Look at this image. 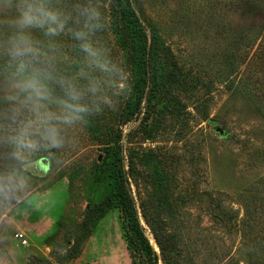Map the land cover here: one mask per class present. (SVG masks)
I'll return each mask as SVG.
<instances>
[{"label":"rangeland","instance_id":"374dc122","mask_svg":"<svg viewBox=\"0 0 264 264\" xmlns=\"http://www.w3.org/2000/svg\"><path fill=\"white\" fill-rule=\"evenodd\" d=\"M93 1L99 19L85 23L83 33L96 56L68 38L70 0H47L62 30L35 29L31 36L49 67L69 73L90 100L96 82L117 72L128 91L112 110L85 104L92 110L60 125L63 143L55 147L39 135L19 143L33 115L10 114L15 137L0 130L2 181L12 191L10 204L0 206V264H131L117 208L87 221L90 206L114 190L119 163L155 250V233L172 232L184 244L185 264H264V61L250 47L231 68L226 59L237 31L264 34V0H136L148 38L154 32V48L163 53L165 82L154 97L145 88L141 99L137 68L113 29L112 3ZM178 70L185 78L170 81ZM4 83L0 77V88ZM136 98V114L123 124L120 110ZM51 100L54 111L63 103ZM85 223L89 234L81 239Z\"/></svg>","mask_w":264,"mask_h":264},{"label":"trees","instance_id":"16d2710c","mask_svg":"<svg viewBox=\"0 0 264 264\" xmlns=\"http://www.w3.org/2000/svg\"><path fill=\"white\" fill-rule=\"evenodd\" d=\"M110 1L114 13V32L118 35L122 47L125 50L126 60L132 63L133 67L137 68V71L134 72V91L138 94V97L141 96V99L146 88L148 96L154 97L160 86L165 83L163 82L164 74L160 67L162 65L161 58L163 53L158 51V47L154 48V43L156 42L154 32H151V36L148 38L147 31L136 9V0ZM70 2L73 4L74 13L68 19H64L68 29V38L83 51L85 36H80L78 33H83V25L91 20L89 12L86 10H93L95 1L70 0ZM262 32L261 29L253 32L249 27L241 29L234 34L226 53L228 68L233 66L234 59L238 56L239 51L247 47L253 48L254 51L257 50L259 53L258 59L264 61V34ZM148 40L150 41L151 47L148 45ZM2 62L3 60L0 58V64H2ZM41 66L45 67L50 73L48 85L51 95L56 96L63 103L86 104L93 109L92 100H90L89 95L85 97L82 90L76 88L72 85V82L68 81L71 78L68 72V74L63 75L62 72L50 68L48 62L44 60L43 57L41 58ZM181 75L185 78V74L182 73L181 70H178L171 79L169 76L167 77L171 81L172 78H179ZM177 78H174L173 81L177 80ZM188 80L192 85H195V78L193 80L191 78ZM140 99L136 98L134 102L132 100L129 102L127 101L124 105V109L120 110L119 116L124 117L123 124L131 121L136 114ZM259 110L264 117V110L261 107ZM10 114L9 105L5 103L3 99H0V130L6 131L15 137V133L9 130L15 127L10 124L12 120ZM118 135V137H121V134ZM116 148V151L120 154V145H117ZM1 163L2 161H0V164ZM117 165V171L114 174V190L106 195L103 200L93 203L90 206L87 213V221L89 222L94 217L103 215L111 208H117L120 213L121 226L131 264H159V262H161V264H185L184 252L186 249L184 248V244L174 233L165 232L163 235H156L155 233L154 236L159 250H155L152 246L138 218L124 169L120 163ZM4 170L5 169L0 165V196H2V201H0L3 202H0V206L3 204L2 208L10 204L8 196L12 192L7 185V188L5 187L6 182L2 181V179H6L7 175H5L6 171ZM8 171L9 170H7V172ZM2 211H0V213ZM88 234L89 227L86 224L81 239H85Z\"/></svg>","mask_w":264,"mask_h":264},{"label":"clouds","instance_id":"9594fccd","mask_svg":"<svg viewBox=\"0 0 264 264\" xmlns=\"http://www.w3.org/2000/svg\"><path fill=\"white\" fill-rule=\"evenodd\" d=\"M89 12L90 19H99L95 10ZM87 26V25H86ZM64 27V22L57 12L52 11L47 0H0V77L5 83V94L0 99L9 105L13 118L23 111L32 113L21 129L18 142L24 144L29 135H39L55 147L63 143L60 125H70L85 119V114L92 109L82 104L64 102L55 111L52 110L51 91L48 85L50 73L41 66L44 51L32 38L31 31L40 29L45 34L55 35ZM83 36L84 33H78ZM83 47L96 56L90 44ZM108 71L107 64L98 56L95 61ZM118 78L107 81L98 80L91 89L92 107L96 112L104 108L112 110L118 99L126 94L128 86L126 76L116 73ZM32 147L33 142L27 141Z\"/></svg>","mask_w":264,"mask_h":264}]
</instances>
